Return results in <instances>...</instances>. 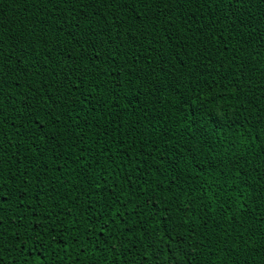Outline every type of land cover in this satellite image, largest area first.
Wrapping results in <instances>:
<instances>
[{"label":"trees","instance_id":"obj_1","mask_svg":"<svg viewBox=\"0 0 264 264\" xmlns=\"http://www.w3.org/2000/svg\"><path fill=\"white\" fill-rule=\"evenodd\" d=\"M0 264H264V0H0Z\"/></svg>","mask_w":264,"mask_h":264}]
</instances>
